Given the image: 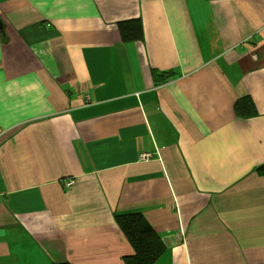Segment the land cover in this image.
I'll return each instance as SVG.
<instances>
[{"label": "crops", "instance_id": "obj_1", "mask_svg": "<svg viewBox=\"0 0 264 264\" xmlns=\"http://www.w3.org/2000/svg\"><path fill=\"white\" fill-rule=\"evenodd\" d=\"M262 163L264 0H0V264H264Z\"/></svg>", "mask_w": 264, "mask_h": 264}, {"label": "trees", "instance_id": "obj_2", "mask_svg": "<svg viewBox=\"0 0 264 264\" xmlns=\"http://www.w3.org/2000/svg\"><path fill=\"white\" fill-rule=\"evenodd\" d=\"M116 30L119 34L121 43L140 42L143 37L141 21L138 19L124 20L116 23ZM169 72H153L156 80H167L171 78ZM160 80V81H161ZM233 109L240 119H249L255 117L256 108L249 97L235 102ZM259 176H264V163L258 165L255 170ZM118 230L124 236L129 244L133 254L123 257V264H155L157 259L164 254V246L153 228L147 223L144 217L138 212L120 213L113 215ZM69 264V263H53Z\"/></svg>", "mask_w": 264, "mask_h": 264}, {"label": "built area", "instance_id": "obj_3", "mask_svg": "<svg viewBox=\"0 0 264 264\" xmlns=\"http://www.w3.org/2000/svg\"><path fill=\"white\" fill-rule=\"evenodd\" d=\"M138 158L140 159V161H141V160H149V159L151 158V154L148 153V152H143V153H141V154L139 155ZM62 186L64 187V189H65L66 191H69V190H71L72 187H73V182H72V181H66Z\"/></svg>", "mask_w": 264, "mask_h": 264}]
</instances>
